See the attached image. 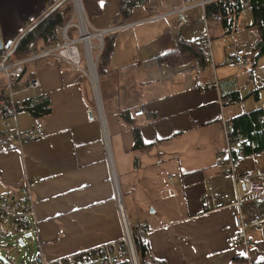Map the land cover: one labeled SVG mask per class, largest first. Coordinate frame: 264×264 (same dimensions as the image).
<instances>
[{"label":"crops","instance_id":"crops-1","mask_svg":"<svg viewBox=\"0 0 264 264\" xmlns=\"http://www.w3.org/2000/svg\"><path fill=\"white\" fill-rule=\"evenodd\" d=\"M49 1L0 0V44L28 16H39ZM119 4L104 0L103 13L91 24L98 29L114 25ZM181 6L182 0H150L136 6L125 21L130 26L113 35L114 52L98 81L103 121L90 80L80 69L57 58L27 64L24 76L38 75L41 85L19 99L47 95L51 112L29 127L18 120L24 133L38 124L45 130L23 144L5 140L0 112V193L21 196L25 178L36 182L37 253L54 259L119 240L124 235L119 195L130 224L148 229L152 254L166 264L264 263L254 236L264 223L248 231L250 256L243 244L231 243L240 205L249 222L264 214V195L247 194L241 178L253 166L264 170V153L238 159L234 174L229 165L216 164L227 144L223 119L229 122L259 104L249 101L264 86V56L246 69L228 64L234 34L213 22V64L196 69L199 65L190 63L191 71L169 80L154 64L143 69L142 62L175 49L179 37L191 40L206 29L203 8L193 5L184 11L192 23L171 35L183 15ZM251 23L247 11L239 28L248 29L257 44L260 36ZM5 84L2 75L0 94ZM139 106L145 107L144 116L134 115ZM121 109L131 111L132 123L119 117ZM134 126L148 149L135 148Z\"/></svg>","mask_w":264,"mask_h":264},{"label":"built area","instance_id":"built-area-1","mask_svg":"<svg viewBox=\"0 0 264 264\" xmlns=\"http://www.w3.org/2000/svg\"><path fill=\"white\" fill-rule=\"evenodd\" d=\"M209 1L211 0H182V6L178 9V12L183 15L178 18L174 29L169 33L171 35H176L185 25L192 23V18L184 14L187 8L193 5L201 6L204 10V23L206 29L195 36L194 40L200 42L207 48V57L210 60L209 63L213 64L212 37L209 32V24L223 21L224 16L221 14L207 15L205 12V5ZM243 1L246 6L249 5V0ZM63 3L69 8V11L66 21L62 24H57L55 27L57 35L56 42L47 47L33 49L25 58L13 59L11 53L21 36L32 28V26L47 12L57 6H62ZM128 26H130V23L110 25L104 29L95 28L87 16L83 0H50L42 9L39 16H28L18 26L15 33L0 44V74L2 73L6 77V84L0 94V112L4 120L5 133L3 135L5 140L12 144H23L28 140L45 135V130L41 124L36 125L30 133H23L18 125V114L19 108L21 107L19 95L38 89L41 85L38 75L35 74L31 77L24 76L27 64L48 58L64 59L88 76L95 93L99 117L103 121V105L101 104V109L97 97L96 84L93 78L92 65L96 64L97 67V59L103 49L105 34L116 33ZM84 27L87 30L88 42L84 40ZM72 29L79 31V36L77 38H72L70 36V31ZM233 34L236 40L235 50L227 55L226 62L239 69L249 68L252 65L250 54L256 43H254L248 29L241 28ZM95 40L97 43L94 42ZM80 43L83 44L84 58L81 55ZM95 51H98V57L95 56ZM83 62L86 63L87 68L82 66ZM152 64L156 65L159 75L167 80L172 79L176 74L186 73L192 69L189 64L174 69L167 68L163 66L158 59L142 62L141 67L143 69H148ZM196 69H200V66H196ZM214 82H216V85L218 84L217 80ZM214 85L215 83H210L208 87H213ZM229 101H231V98H229ZM133 113L135 116L140 117L144 116L147 111L145 107L139 106L134 109ZM223 123L226 129L227 144L223 149L219 150L216 164L223 166L225 162L228 161L230 173L234 174L237 159L233 152V141L231 138L232 130L229 122L225 118L223 119ZM238 151L239 155L242 156L243 153L240 147H238ZM233 177L235 181H237V177H235V175H233ZM241 178L244 182L247 194L256 196L264 195V181L262 179L264 178V170H260L253 166L249 168ZM24 180V192L21 196L0 193V239L5 235L17 233L18 236H16L15 239L19 245L21 244L20 239L23 240V245H26L28 242L27 238H32L38 224L33 195L36 182L31 178H25ZM237 197L238 204L240 205V196L237 195ZM118 200L124 226V235L119 240L73 254L59 256L54 259L47 258L42 252H38L35 255L24 253L21 256H5L0 252V260L4 264H141L136 250L135 240L140 239L145 241L148 229L141 226L139 232L134 234L132 225L128 218L126 219L119 195ZM263 223L264 214L257 220L249 222L247 214L240 205L239 212L236 215V231L231 243L243 244L248 256H250L253 243L249 237L248 231L251 228L256 229L260 227ZM29 232H31L32 235L26 236ZM249 264L254 263L250 260Z\"/></svg>","mask_w":264,"mask_h":264},{"label":"trees","instance_id":"trees-1","mask_svg":"<svg viewBox=\"0 0 264 264\" xmlns=\"http://www.w3.org/2000/svg\"><path fill=\"white\" fill-rule=\"evenodd\" d=\"M149 1L120 0V9L113 19L114 25L125 23L132 16L136 6H147ZM103 2L104 0H83L90 21L103 13ZM247 10L250 11L252 16L251 26L257 29L260 36L259 41L252 48L250 54L251 62L256 66L259 59L264 56V0H249L248 6L244 4L243 0H211L205 5L207 15L221 14L224 16V20L221 23L228 34L241 29L239 28V20ZM68 11L69 8L63 3L62 6H57L47 12L32 28L21 36L11 56L14 59L25 58L33 49L54 44L57 39L55 27L57 24H62L66 21ZM114 34H105L104 36V45L97 65L99 76L107 72L108 62L114 52ZM155 59H158L163 66L171 69L190 63L197 64L202 68L206 67L210 62L205 46L194 39L190 40L182 37L178 38L175 49ZM231 100L233 101L232 97ZM19 111H26L35 119H40L51 112L49 97L44 94L28 97L21 101ZM118 115L124 122H133L130 110L121 109ZM229 125L232 130L233 152L237 160L241 157L264 153V107L232 116L229 119ZM134 136L136 149H148L149 145L144 142L138 126H134ZM238 147L241 148L242 156L239 155ZM224 165H228V161ZM140 228L141 226L132 225L134 234L138 233ZM135 245L141 264H166L165 261L152 254L147 238L145 241L136 239Z\"/></svg>","mask_w":264,"mask_h":264},{"label":"rangeland","instance_id":"rangeland-1","mask_svg":"<svg viewBox=\"0 0 264 264\" xmlns=\"http://www.w3.org/2000/svg\"><path fill=\"white\" fill-rule=\"evenodd\" d=\"M247 11H245V12H247ZM203 13H204V10L202 9V14ZM70 36L72 38H77L79 36V31L75 30V29H72L70 31ZM94 42L97 43L96 40ZM79 47H80L81 55L84 58L83 44L80 43ZM95 56L98 57V51H95ZM98 59H99V57H98ZM98 59H97V65H98ZM83 66H86L85 62H83ZM97 73H98V68H97ZM2 75H4V74L1 73L0 79H2ZM102 78H103V76H99V73H98V81L102 80ZM261 78H262L261 79L262 82L264 83V81H263L264 80V75H262ZM244 91H245V93H249V89L244 90ZM259 93H260L259 97H253V99L249 101L250 105L255 104V102L259 103L258 106H254L251 109L264 107V88H263V86L259 87ZM243 108H244L243 105L240 106V110L243 109ZM18 120H19V123H20L21 126L22 125H27L28 127L34 125L35 122H36V119L34 117H32L29 113L25 112V111L19 112ZM16 236H18V234L17 233H13V234L5 235L3 238L0 239V252L3 255H5V256L6 255H8V256H17V255L21 256L24 253H28V254H32V255H35L37 253L38 244H37V241H36V234L35 233L33 234L32 238H30V239L27 238L28 242L26 243V245H22V244L19 245L18 242L15 239ZM254 236H255V239L257 240L258 244H259L260 255H262L264 257V226L263 225H262V230H259L258 234H254ZM262 260L264 261V258ZM0 264H4V263L0 260Z\"/></svg>","mask_w":264,"mask_h":264},{"label":"bare ground","instance_id":"bare-ground-1","mask_svg":"<svg viewBox=\"0 0 264 264\" xmlns=\"http://www.w3.org/2000/svg\"><path fill=\"white\" fill-rule=\"evenodd\" d=\"M84 35H85V38L84 40L86 42H88V36H87V30L86 28L84 27ZM92 73H93V78H94V82L96 84V92H97V97H98V100H99V103H100V106H101V101H100V94H99V88H98V82H97V79H98V73H97V67H96V64L95 65H92ZM101 109H102V106H101Z\"/></svg>","mask_w":264,"mask_h":264},{"label":"water","instance_id":"water-1","mask_svg":"<svg viewBox=\"0 0 264 264\" xmlns=\"http://www.w3.org/2000/svg\"><path fill=\"white\" fill-rule=\"evenodd\" d=\"M122 206H123V205H122ZM123 209H124V206H123ZM124 211H125V209H124ZM125 216H126V219H127L126 211H125ZM31 235H32L31 232H29V233L26 234V236H31ZM20 243H21L22 245L24 244V242H23L22 239H20ZM0 258H1V256H0Z\"/></svg>","mask_w":264,"mask_h":264}]
</instances>
